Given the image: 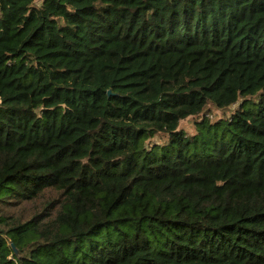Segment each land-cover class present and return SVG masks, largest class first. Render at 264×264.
<instances>
[{
  "label": "trees",
  "instance_id": "1",
  "mask_svg": "<svg viewBox=\"0 0 264 264\" xmlns=\"http://www.w3.org/2000/svg\"><path fill=\"white\" fill-rule=\"evenodd\" d=\"M0 7V264H264V0Z\"/></svg>",
  "mask_w": 264,
  "mask_h": 264
},
{
  "label": "rangeland",
  "instance_id": "2",
  "mask_svg": "<svg viewBox=\"0 0 264 264\" xmlns=\"http://www.w3.org/2000/svg\"><path fill=\"white\" fill-rule=\"evenodd\" d=\"M42 0H36L37 5H40ZM3 15V9L0 7V16ZM258 95L251 97L249 101L246 103L245 109H252L254 105L258 103ZM240 103L236 106H232L228 108V110H223L218 108L215 104H209L208 108L201 112L196 116L189 117L185 120H182L180 126L177 131H182L186 134L187 137H198V140L201 142L205 140L208 145V149L206 151L201 150L196 152L198 156H207L208 151L212 148L214 143L217 140H221L223 138V130L222 126H216V124H222L223 122L228 121L231 116L236 112L239 108ZM211 127V129L209 128ZM219 129V134L216 136V131ZM232 136L231 133L226 135V138H230ZM171 139V134L161 135L159 137H155L149 144V147L152 148L156 144L163 146L167 144Z\"/></svg>",
  "mask_w": 264,
  "mask_h": 264
},
{
  "label": "water",
  "instance_id": "3",
  "mask_svg": "<svg viewBox=\"0 0 264 264\" xmlns=\"http://www.w3.org/2000/svg\"><path fill=\"white\" fill-rule=\"evenodd\" d=\"M13 246V248H14V250H15V252L17 253L18 252V250L14 247V245H12Z\"/></svg>",
  "mask_w": 264,
  "mask_h": 264
}]
</instances>
